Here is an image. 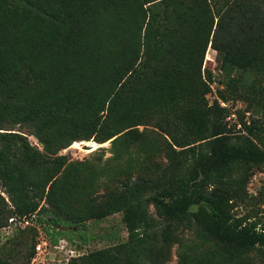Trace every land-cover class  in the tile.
Masks as SVG:
<instances>
[{"label":"trees","instance_id":"trees-1","mask_svg":"<svg viewBox=\"0 0 264 264\" xmlns=\"http://www.w3.org/2000/svg\"><path fill=\"white\" fill-rule=\"evenodd\" d=\"M208 46L221 97L260 111L235 131L228 108L205 97ZM8 122L31 126L42 149L0 131L9 199L0 196V227L35 236L34 217L55 243L68 233L60 226L121 213L126 239L79 264H166L158 236L180 243L177 264L263 263L264 195L246 186L264 165V0H0V126ZM90 138L110 141L118 175L102 196L93 192L106 168L59 153Z\"/></svg>","mask_w":264,"mask_h":264},{"label":"rangeland","instance_id":"rangeland-1","mask_svg":"<svg viewBox=\"0 0 264 264\" xmlns=\"http://www.w3.org/2000/svg\"><path fill=\"white\" fill-rule=\"evenodd\" d=\"M219 68L216 51L208 46L204 54L202 78L205 80L203 71L204 69H208L212 74V79L207 82L209 90L207 91L205 97L208 105L215 104L216 102L220 106L228 108L229 115L225 118V120L235 131L241 127L240 118H242L243 121L246 120V123H249L251 116H261L258 115L260 111L259 109H254L251 106L250 108L253 112L251 110H245L248 108L247 106H249V104L247 105L243 100H237L232 95H230L227 100H224L221 97L220 92L224 90L225 85H223L224 78L222 77L221 70ZM0 127V131L17 132L26 136L28 142L32 146L42 149L41 143L34 136L33 129L28 124L8 122L2 124ZM138 127L140 130L143 128L142 125H139ZM145 127L152 129L149 124H146ZM74 143L77 145H74ZM109 148L110 141L99 143L95 139L90 138L89 140L72 142L66 148L61 149L59 153L66 155L69 161L87 160L93 165L100 164L101 166H104L108 174L99 180V186L95 188V191L93 192L94 195L102 196L105 190L116 185L117 178L115 177H118V175L114 174L115 167L113 166V162L108 160L111 155ZM157 161L163 162L164 158L159 156ZM153 162L154 160L151 157V166L153 165ZM252 172L253 174L246 187L247 191L258 199L260 195H264V165L254 167ZM148 175H150V170H146L145 168L144 176ZM0 196L9 203L7 193L5 192L1 181ZM0 205L2 206L1 199ZM259 208L260 210H257L259 211L257 213L264 221V201L259 202ZM254 209L256 211L257 207H254ZM149 211L154 217H156L152 206H150ZM236 212H242V208L239 207ZM33 220L34 217L29 219L28 222L29 224L35 226L37 230V234L35 236L28 231L23 233L15 231L13 225L8 226L7 221V225H5V227H0V259L7 257L9 260H15L25 264H79L80 261H78V259H80V256L83 254L95 249L116 244L119 241L125 240L127 237V231L122 221L121 213H114L101 219H89L78 226H60L59 229L67 231L68 233L66 237H56L57 241L55 243H52L50 235L45 233V224L43 223L41 225ZM22 225H25V223H22ZM62 227H65V229ZM177 233L180 234V240L182 242L185 241L191 243L194 239L196 240V230H178ZM83 239H85V241ZM33 243H35L34 253L30 259L27 260L26 258ZM156 245L161 246L165 251L163 262L166 264H177V253L180 248L179 242L171 240L164 243L161 240V237L158 236ZM3 250L6 252H3ZM257 257V264H264V261L261 263V257Z\"/></svg>","mask_w":264,"mask_h":264},{"label":"built area","instance_id":"built-area-1","mask_svg":"<svg viewBox=\"0 0 264 264\" xmlns=\"http://www.w3.org/2000/svg\"><path fill=\"white\" fill-rule=\"evenodd\" d=\"M10 221H12V218H9ZM25 224L27 223V221L24 222Z\"/></svg>","mask_w":264,"mask_h":264},{"label":"bare ground","instance_id":"bare-ground-1","mask_svg":"<svg viewBox=\"0 0 264 264\" xmlns=\"http://www.w3.org/2000/svg\"><path fill=\"white\" fill-rule=\"evenodd\" d=\"M74 145H77L76 143H74Z\"/></svg>","mask_w":264,"mask_h":264},{"label":"water","instance_id":"water-1","mask_svg":"<svg viewBox=\"0 0 264 264\" xmlns=\"http://www.w3.org/2000/svg\"><path fill=\"white\" fill-rule=\"evenodd\" d=\"M63 229H65V227H62Z\"/></svg>","mask_w":264,"mask_h":264}]
</instances>
